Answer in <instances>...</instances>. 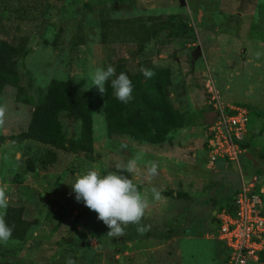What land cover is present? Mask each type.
I'll return each mask as SVG.
<instances>
[{
	"label": "rangeland",
	"instance_id": "rangeland-1",
	"mask_svg": "<svg viewBox=\"0 0 264 264\" xmlns=\"http://www.w3.org/2000/svg\"><path fill=\"white\" fill-rule=\"evenodd\" d=\"M140 18L144 25L169 20L167 28L145 45L154 65L172 72L169 100L180 112H202L191 127L167 136L162 145L109 140L103 115V94L92 86L96 68L125 63L131 73L139 58L131 53L136 41L112 28L101 42L100 20ZM183 22L192 32L183 37ZM173 25V26H172ZM75 35L84 44L72 45ZM27 38L28 55L18 60L19 85L30 80L27 96L51 80H70L76 91L92 95L93 144L90 158L54 150L55 162L45 169L41 161L51 148L34 141L10 140L25 131L33 106L17 99L16 88L6 86L0 95L4 110L0 124V184L7 185L9 206L5 221H36L24 234L0 244V261L11 264H223L227 252L216 239L213 213L225 209L242 181L263 190L264 203V0H9L0 6V41ZM200 56H195L196 49ZM259 53V55H257ZM204 75L216 85L225 105L249 109L246 154L238 164L218 161L204 168V143L213 115L206 105ZM69 139L79 135V124L61 116ZM3 139V141H1ZM158 163L150 182L141 174L120 170L130 158ZM31 163L33 169L28 168ZM120 166V168H118ZM101 175H129L149 202L141 224L143 235L129 225L119 238L97 214L77 202L71 185L89 170ZM153 188L161 192L154 200ZM171 192L173 194L169 195ZM13 227V229H14Z\"/></svg>",
	"mask_w": 264,
	"mask_h": 264
},
{
	"label": "trees",
	"instance_id": "trees-1",
	"mask_svg": "<svg viewBox=\"0 0 264 264\" xmlns=\"http://www.w3.org/2000/svg\"><path fill=\"white\" fill-rule=\"evenodd\" d=\"M7 1L9 0H0V6L5 5ZM169 24L171 25L168 19L144 25L140 18L115 21L105 19L101 15V42L107 43L110 30L117 28L119 32H124L125 37L137 42L136 49L131 55L139 58L135 73H131L123 62L115 67L117 75L124 72L132 81L133 99L128 104H122L115 99L110 81L105 85L103 115L106 135L109 140L129 139L143 141L151 145H162L170 133L191 127L202 118L200 111L180 112L171 104L169 100V89L172 86L171 69L154 65L145 56V45L161 32L169 30L167 28ZM178 28L179 32L169 31L167 35L181 38L192 32L191 27L183 22ZM27 43V38H21L14 43L0 41V95L6 86H13L16 88L17 99L21 103L33 106L27 129L16 136H11L10 140L15 143L34 141L49 146L51 150L41 161L43 169L55 162L54 150L90 158L93 151L91 93L76 91L70 80H51L44 89H37L36 99L28 97L27 93L32 89L31 81L29 80L24 87L20 86V77L17 71L18 60L25 59L29 53ZM83 44V35H75L72 45L78 47ZM142 67L150 69L155 75L151 79H145L140 72ZM209 111L211 112V109ZM62 115L79 124V135L76 139H69L64 134L60 121ZM244 146L246 147V143ZM28 168L33 169L31 163L28 164ZM168 194L173 193L169 192ZM230 207L231 203L227 208L231 209ZM35 223L36 221L19 220L13 229V234H24L25 230ZM260 263L264 264V255H261ZM0 264L11 263L0 261ZM223 264H227V262Z\"/></svg>",
	"mask_w": 264,
	"mask_h": 264
},
{
	"label": "built area",
	"instance_id": "built-area-1",
	"mask_svg": "<svg viewBox=\"0 0 264 264\" xmlns=\"http://www.w3.org/2000/svg\"><path fill=\"white\" fill-rule=\"evenodd\" d=\"M206 105L213 120L207 128L204 143V168L213 169L218 161L238 164L246 154L250 111L245 106L225 105L216 85L204 75ZM263 190H255L251 179L242 181L231 199V209L213 213L217 221L216 239L227 251V264H261L264 255Z\"/></svg>",
	"mask_w": 264,
	"mask_h": 264
},
{
	"label": "clouds",
	"instance_id": "clouds-1",
	"mask_svg": "<svg viewBox=\"0 0 264 264\" xmlns=\"http://www.w3.org/2000/svg\"><path fill=\"white\" fill-rule=\"evenodd\" d=\"M259 55V53L257 54ZM145 79H151L155 73L148 68H140ZM114 77V78H113ZM92 86H95L99 93L106 91L105 85L110 81L115 99L128 104L132 99L133 85L130 78L124 72L116 74L113 66L106 69L96 68L90 76ZM4 110L0 108V124L3 123ZM141 155L130 158L126 165L120 168L129 175L141 174L149 182L158 175V163L155 161L144 162L143 170L140 167ZM129 175H118L114 172H107L101 175L98 170H89L83 175H77L75 182L71 185L77 202H83L84 206L97 214V219L107 226V235L113 238L122 237L129 225H136V231L143 235L150 226L142 225L141 221L149 208V202L138 190V187ZM7 185L0 184V244L7 245L12 238L14 226H9L5 221V215L9 206V199L6 195ZM154 200L161 201V192L155 188L152 190ZM66 264H74L71 259Z\"/></svg>",
	"mask_w": 264,
	"mask_h": 264
},
{
	"label": "water",
	"instance_id": "water-1",
	"mask_svg": "<svg viewBox=\"0 0 264 264\" xmlns=\"http://www.w3.org/2000/svg\"><path fill=\"white\" fill-rule=\"evenodd\" d=\"M200 55H201V54H200V49L197 48L196 51H195V56L198 57V56H200Z\"/></svg>",
	"mask_w": 264,
	"mask_h": 264
},
{
	"label": "crops",
	"instance_id": "crops-1",
	"mask_svg": "<svg viewBox=\"0 0 264 264\" xmlns=\"http://www.w3.org/2000/svg\"><path fill=\"white\" fill-rule=\"evenodd\" d=\"M222 244V243H221ZM223 245V244H222ZM224 247V246H223Z\"/></svg>",
	"mask_w": 264,
	"mask_h": 264
}]
</instances>
